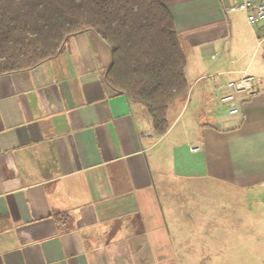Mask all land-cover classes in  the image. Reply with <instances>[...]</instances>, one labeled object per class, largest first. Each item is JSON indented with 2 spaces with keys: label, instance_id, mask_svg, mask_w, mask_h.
Instances as JSON below:
<instances>
[{
  "label": "crops",
  "instance_id": "obj_1",
  "mask_svg": "<svg viewBox=\"0 0 264 264\" xmlns=\"http://www.w3.org/2000/svg\"><path fill=\"white\" fill-rule=\"evenodd\" d=\"M162 2L182 40L219 33L229 15L219 0ZM252 32L209 66L214 72L187 78V98L171 107L162 136L143 105L107 84L111 49L93 31L32 70L0 74V264H186L185 255L212 256L187 242L218 241L213 226L226 223L193 216L188 194L264 189V83L222 101L228 82L264 73ZM201 45L203 66L217 53Z\"/></svg>",
  "mask_w": 264,
  "mask_h": 264
},
{
  "label": "trees",
  "instance_id": "obj_2",
  "mask_svg": "<svg viewBox=\"0 0 264 264\" xmlns=\"http://www.w3.org/2000/svg\"><path fill=\"white\" fill-rule=\"evenodd\" d=\"M87 31L111 49L107 84L143 105L165 135L190 83L181 34L162 0H0V74L32 70Z\"/></svg>",
  "mask_w": 264,
  "mask_h": 264
},
{
  "label": "rangeland",
  "instance_id": "obj_3",
  "mask_svg": "<svg viewBox=\"0 0 264 264\" xmlns=\"http://www.w3.org/2000/svg\"><path fill=\"white\" fill-rule=\"evenodd\" d=\"M252 27L247 22L244 13H233L227 15L223 29L219 33H204L199 35V39L187 38L182 40L183 51L187 60V78L201 73H212L214 69H209L211 64L218 60L226 61L231 55L227 52L239 42L249 40L252 36ZM201 43L214 44L217 58L208 57L203 66L199 59L201 56ZM248 59V58H247ZM246 63V60L243 63ZM259 62V59L255 61ZM208 69V70H207ZM205 78L203 82H207ZM202 82V83H203ZM212 196V197H211ZM188 202L191 204L188 212L193 216L202 213V217H213L225 222L226 224L214 225L218 230L220 240H202L200 242L188 241V244L198 243L201 248L211 250L212 256L201 258L200 253L185 255L183 261L186 264H264V189L257 192H225L211 194L204 192L203 196L198 197L188 194ZM202 201L199 206L204 208L195 209V204ZM217 204V208H209L210 204ZM243 221L239 222V220ZM251 223L250 225H248ZM212 225H203L202 231L211 230ZM208 232V231H206ZM198 248L201 250V248ZM218 252V255H215ZM121 259H128L120 256ZM132 259V258H130ZM139 264H146L142 258H138ZM173 263V262H172ZM202 263V262H201Z\"/></svg>",
  "mask_w": 264,
  "mask_h": 264
},
{
  "label": "built area",
  "instance_id": "obj_4",
  "mask_svg": "<svg viewBox=\"0 0 264 264\" xmlns=\"http://www.w3.org/2000/svg\"><path fill=\"white\" fill-rule=\"evenodd\" d=\"M226 14L244 13L249 25L258 31L257 51L264 59V0H219ZM264 83V73L260 75L245 74L237 80L228 82L230 94L222 98L223 102H234L237 94H255L257 86ZM239 113L236 107L229 112Z\"/></svg>",
  "mask_w": 264,
  "mask_h": 264
}]
</instances>
